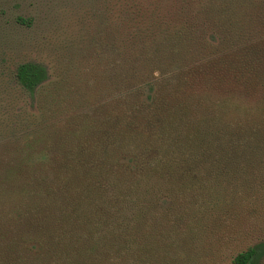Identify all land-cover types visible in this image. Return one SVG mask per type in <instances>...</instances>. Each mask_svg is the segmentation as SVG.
Wrapping results in <instances>:
<instances>
[{
  "label": "trees",
  "instance_id": "16d2710c",
  "mask_svg": "<svg viewBox=\"0 0 264 264\" xmlns=\"http://www.w3.org/2000/svg\"><path fill=\"white\" fill-rule=\"evenodd\" d=\"M116 26L102 95L59 81L0 161V264H189L263 180L264 0H151ZM14 78L49 85L40 64Z\"/></svg>",
  "mask_w": 264,
  "mask_h": 264
},
{
  "label": "rangeland",
  "instance_id": "374dc122",
  "mask_svg": "<svg viewBox=\"0 0 264 264\" xmlns=\"http://www.w3.org/2000/svg\"><path fill=\"white\" fill-rule=\"evenodd\" d=\"M150 1L0 0V161L16 147L14 142L51 120L39 116L40 102L54 106L59 81L92 103L102 95V44L114 39L116 19L127 7ZM21 63L47 70L44 84L49 85L37 96L24 93L15 81ZM259 177L264 180V169ZM263 180L235 200L216 231L203 235L199 250L187 255L189 264H229L236 253L259 244L255 264H264Z\"/></svg>",
  "mask_w": 264,
  "mask_h": 264
}]
</instances>
